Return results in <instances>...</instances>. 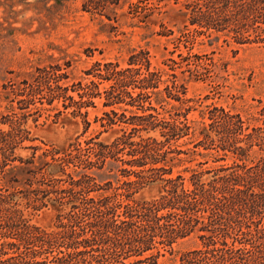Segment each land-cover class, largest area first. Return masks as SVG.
<instances>
[{"label":"trees","instance_id":"trees-1","mask_svg":"<svg viewBox=\"0 0 264 264\" xmlns=\"http://www.w3.org/2000/svg\"><path fill=\"white\" fill-rule=\"evenodd\" d=\"M107 3L113 1L84 0L82 10L101 11ZM185 5L191 24L230 29L240 43L264 24V0H188ZM127 64L96 62L85 74L99 81L62 84L70 77L65 71L72 65L69 60L64 66L37 67L19 82L22 86L3 85L0 97L10 101L14 95L20 109L35 99L49 105L58 100L64 109L75 107L73 112L83 115V108L95 106L94 99L103 96L100 83L109 82L103 105L110 110L104 112L102 126L122 125V134L106 143L94 137L60 156V150L46 149L23 158L15 150L32 140L29 131L16 115L11 121L0 118V125L11 126L0 129V264H137L149 258L146 254L195 233L201 245L185 252L180 264H264V108L261 123L250 125L241 113L212 104L193 152L200 146L222 151L221 158L232 154L233 163L204 169L205 161L185 168L189 176L174 174L170 162L182 161L178 155L185 151L172 143L190 135L192 125L185 112L167 118L152 104V95L166 79L163 70L152 67L148 51L133 52ZM172 76L162 90L167 98L183 101L187 87ZM122 104L126 107L119 113L115 106ZM255 148L260 156L249 163ZM118 162L124 180L106 173L107 165ZM71 165L75 174L67 171ZM209 173L212 177H205ZM156 182H163L157 197L135 198ZM20 198L26 199V208L39 210L55 201L66 210L57 215L55 229L47 230L30 223Z\"/></svg>","mask_w":264,"mask_h":264},{"label":"rangeland","instance_id":"rangeland-1","mask_svg":"<svg viewBox=\"0 0 264 264\" xmlns=\"http://www.w3.org/2000/svg\"><path fill=\"white\" fill-rule=\"evenodd\" d=\"M83 1L0 0L1 96L5 93L3 85H21L19 82L29 78V73L35 72L39 66L56 63L64 66L70 60L72 65L65 69L70 77L61 83L71 85L81 81L85 84L90 79L99 81L85 74L96 62L113 61L126 67L133 52L146 50L152 67L163 70L166 79L161 84V91L152 95V104L167 118L170 113L185 112L192 125L190 135L172 143L173 148L185 151L178 155L182 161L170 162L174 165V174L185 168H198V164L205 161L204 169L232 164V154L222 159V151H205L202 146L193 152L194 144L201 138L203 122L209 121L208 110L212 104L241 113L250 125L261 123L260 111L264 108V24L255 31L250 30L248 42L240 43L230 29L207 30L191 24L190 10L185 5L188 0H120L119 4L110 0L112 4L107 3L97 12L82 10ZM172 74L187 87L183 101L167 98L162 90L175 79ZM108 86L109 82L100 83L103 96L94 99L95 106L83 108L82 112L87 111L83 115L73 112L75 107L64 109L58 100L49 105L46 100L41 103L35 99L28 108L20 109L21 103L14 95L10 101L0 97V118L11 121L17 118L15 115L18 116L32 139L19 144L15 154L28 158L34 152L41 155L46 149H58L60 156L64 154L62 151L70 153L75 152L76 147H85L86 141L94 137H97L96 141L105 143L113 141L122 134V125L102 126L104 112L110 110L103 105L104 91ZM71 93L79 99L76 93ZM124 107L123 104L115 106L119 113ZM126 114L131 112L128 110ZM0 129L8 131L11 126L1 124ZM259 156L258 149H253L248 162ZM39 164L38 158L36 165ZM121 165V162L107 165L106 173L126 179L118 170ZM110 169L113 170L109 172ZM67 171L75 174L72 165ZM183 173L190 175L187 171ZM205 177H212V173ZM38 178H41L40 174ZM162 185L163 182L149 184L134 196L141 200L152 199L161 193ZM114 186H117L116 181ZM19 187L26 189L24 184ZM20 202L30 223L47 230L55 229L57 215L66 210L55 201L39 210L26 208L25 198H20ZM198 235L195 233L181 239L172 247H160L159 251L146 254L145 257L149 258L137 264H180L185 252L201 245Z\"/></svg>","mask_w":264,"mask_h":264}]
</instances>
